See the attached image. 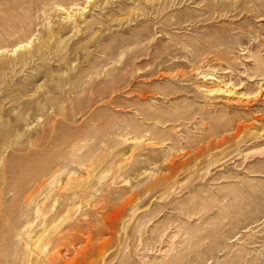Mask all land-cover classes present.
<instances>
[{
	"label": "rangeland",
	"instance_id": "obj_1",
	"mask_svg": "<svg viewBox=\"0 0 264 264\" xmlns=\"http://www.w3.org/2000/svg\"><path fill=\"white\" fill-rule=\"evenodd\" d=\"M0 264H264V0H0Z\"/></svg>",
	"mask_w": 264,
	"mask_h": 264
}]
</instances>
